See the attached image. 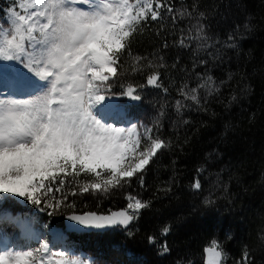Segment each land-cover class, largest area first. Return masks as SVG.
Segmentation results:
<instances>
[{
    "label": "trees",
    "instance_id": "trees-1",
    "mask_svg": "<svg viewBox=\"0 0 264 264\" xmlns=\"http://www.w3.org/2000/svg\"><path fill=\"white\" fill-rule=\"evenodd\" d=\"M169 3L174 9L191 11L192 17L180 19L177 13L174 26L171 16L162 13L161 20L140 25L131 38V55L122 57V82L146 85L147 76L159 72L161 86H145L138 103H132L131 94L118 86L111 93L122 101L130 99L135 118L151 127L152 136L164 139L168 147L147 167L143 188L134 179L131 187L113 192L99 204L90 193L77 198L80 207L87 205L100 212L126 207L129 193L149 206L130 226L131 235L116 227L105 232L72 233V240L96 256L97 264H204V249L213 239L228 253L223 264L242 261L245 251L252 264H264V0ZM12 4L13 0H0V20H6ZM197 20L212 38L209 43L220 41L216 49L221 59L208 57L207 51L212 49L194 52L195 39L191 48L175 46L180 28L188 35V27ZM191 35H196L195 29ZM229 35L236 37L235 49L222 47L229 42ZM140 57L144 59L136 63ZM199 59L209 63L193 69V61ZM148 60L165 66L148 67ZM207 75L215 83L198 89L199 105L179 95L182 85L187 84L190 90ZM197 178L201 183L198 191L193 189ZM209 196L216 201L212 208L202 203ZM47 214L44 211L42 218L52 219L64 229L65 216ZM166 227L169 231L165 235ZM165 241L170 251L160 254Z\"/></svg>",
    "mask_w": 264,
    "mask_h": 264
},
{
    "label": "snow or ice",
    "instance_id": "snow-or-ice-1",
    "mask_svg": "<svg viewBox=\"0 0 264 264\" xmlns=\"http://www.w3.org/2000/svg\"><path fill=\"white\" fill-rule=\"evenodd\" d=\"M7 11L10 26H0V61L27 69L30 76L22 78L34 81L38 90L22 96L0 93V194L43 205L41 210L50 216H65L72 231L120 227L131 235L130 225L139 219L148 202L129 193L125 208L99 212L87 205L80 207L77 198L90 193L99 204L113 192L131 187L134 179L143 188L147 167L168 144L158 136L152 138V128L127 122L114 110L102 116L100 109L107 106L114 87L140 100L145 86H161L159 72L148 75L146 85L121 81L122 57L131 55V38L140 25L159 21L166 13L175 26L177 13L184 19L191 18L192 12L174 9L169 0H13ZM193 29L195 36L191 35ZM180 33L175 46L191 48L195 39L194 52L212 49L207 51L211 60L222 58L216 49L220 41L209 43L212 38L199 20L188 27V35L183 27ZM235 40L229 35V42L222 47L235 49ZM168 46L165 41L163 47ZM159 59L163 61L162 56ZM208 63V59L194 60L193 69ZM147 64L165 66L151 60ZM195 75L202 78L201 73ZM209 82L215 83L211 75L190 90L184 84L179 95L199 105L198 89ZM213 90L218 88L211 89L210 95ZM181 103L176 101L178 106ZM144 138L150 143L142 147ZM82 175L88 179L81 181ZM200 188L197 178L193 189ZM202 203L212 208L216 201L209 196ZM168 231L166 227L163 234ZM34 239L36 246L27 250H0V264H49L54 255L61 257L56 264H84L68 249L55 252V246L43 235ZM149 241L154 243L155 238L149 237ZM212 244L220 251L206 249L213 253L210 264H223L228 253L215 239ZM168 251L165 241L160 254ZM236 264H252L249 253L245 251Z\"/></svg>",
    "mask_w": 264,
    "mask_h": 264
},
{
    "label": "rangeland",
    "instance_id": "rangeland-1",
    "mask_svg": "<svg viewBox=\"0 0 264 264\" xmlns=\"http://www.w3.org/2000/svg\"><path fill=\"white\" fill-rule=\"evenodd\" d=\"M8 20L9 14H7L5 21L0 20V26L9 27ZM13 71L15 74L12 73ZM22 74H24V76H30L27 69L23 68V66L10 61H0V93H3L5 96L12 94V92L8 90L10 78L16 75L15 85H20ZM27 83L29 84L27 86L32 88L31 93L38 90L37 85H33L36 84L34 81H27ZM18 90L20 89H15L12 95L22 96L29 94L25 90L22 91L23 93H20ZM110 95L112 98L107 102V106H101L100 115L106 116L109 110H114L124 115L127 122H139L133 115L131 105L128 104L130 99L126 102L122 101L120 96L114 94ZM139 124L141 123L139 122ZM141 131H143V129H141ZM149 135L154 138L151 133ZM133 139H135V137H133ZM146 143H150L147 138L141 140L142 147L146 146ZM87 179L88 178L83 175L80 178L81 181ZM29 203L31 202L22 197L0 194V241L3 242L5 239L7 241H5V243H8L12 250H27L29 247L36 246V240L34 239L36 235H43L55 246V252L58 253L61 249H68L74 254L75 258L84 261V264H97L96 261L94 262L96 256L90 252H84V250L78 248L79 246L72 240V233L74 232H68L65 229L58 228L55 223H53L52 219H43L44 211H37V209L42 208L43 205L39 206V208L38 206L31 207ZM49 211L51 210L49 209ZM27 232L31 234V240L29 236H26ZM217 244L219 243L217 242ZM60 259L61 257L59 255H54L50 258L49 264H56Z\"/></svg>",
    "mask_w": 264,
    "mask_h": 264
},
{
    "label": "water",
    "instance_id": "water-1",
    "mask_svg": "<svg viewBox=\"0 0 264 264\" xmlns=\"http://www.w3.org/2000/svg\"><path fill=\"white\" fill-rule=\"evenodd\" d=\"M131 98H132V95H131ZM141 100V99H140ZM140 100H135L132 98V102L134 103H138ZM125 207H120V208H117V209H113V211H117V210H121ZM100 212V211H99ZM132 225V224H131ZM130 225V226H131ZM112 228H115V227H108V228H105V229H99V230H96V229H89V230H84V231H72L70 228H69V222L67 221L66 217H65V229L66 231L68 232H77V233H92V232H105V231H108ZM120 228V227H119ZM123 229V228H121ZM209 248H212L214 249L215 251H220V248H218L216 245H213V244H210L208 246L205 247L204 249V264H210V262L212 261L213 259V253L212 252H208L206 251V249H209Z\"/></svg>",
    "mask_w": 264,
    "mask_h": 264
},
{
    "label": "bare ground",
    "instance_id": "bare-ground-1",
    "mask_svg": "<svg viewBox=\"0 0 264 264\" xmlns=\"http://www.w3.org/2000/svg\"><path fill=\"white\" fill-rule=\"evenodd\" d=\"M12 73H14L15 74V72L13 71ZM15 77H16V75L15 76H13V77H11L10 78V84L8 85V88H10L11 90H13V92H12V94L15 92V89L17 90V89H20V90H18V91H20V93H23L22 91L23 90H25V91H27V93H31V91H32V88L31 87H29V86H27V85H29L28 83H27V81L26 80H24L22 77H24V74H22L21 75V84L20 85H15ZM33 85H36V84H33ZM21 87H23V88H21ZM17 91V92H18ZM11 93V92H10ZM23 235V234H22ZM26 236H29V238H30V240H31V234H29V232H27V234H26ZM5 239L3 240V242L2 241H0V250H3V249H8V248H11L9 245H8V243L6 244L5 243Z\"/></svg>",
    "mask_w": 264,
    "mask_h": 264
}]
</instances>
